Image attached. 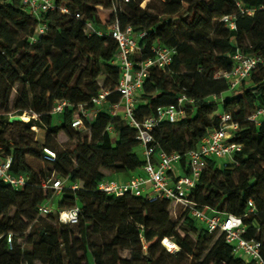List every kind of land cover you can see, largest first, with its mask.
<instances>
[{"label":"trees","instance_id":"trees-1","mask_svg":"<svg viewBox=\"0 0 264 264\" xmlns=\"http://www.w3.org/2000/svg\"><path fill=\"white\" fill-rule=\"evenodd\" d=\"M144 1L55 0L68 9L67 14L46 12L37 17L22 0H0V153L12 158V173L29 176L21 190L0 181V264H37L40 258L48 264H160L156 249L174 257L175 264H181L183 257L192 264H252L234 255L224 234L210 233L189 212H179L175 222L167 200L116 198L98 190L107 179L140 174L146 164L136 130L121 116H112L108 106L93 122L84 120L86 130L73 127L79 107L94 109L93 99L103 91L110 92L108 105L121 100L117 92L121 73L113 63L118 44L100 19V6L115 7L113 19L123 28L146 33L136 62L152 58L156 45L175 51L168 68L151 69L135 110L143 121L159 108L176 105L183 94L194 100L185 107L184 120L164 121L155 129L159 149L169 154L197 149L210 132L221 127L223 114L238 124L230 142L241 145V151L225 167L209 160L191 199L202 209L242 217L244 238L261 242L264 248V120L258 124L250 120L264 107V0H147L141 9ZM77 14L83 18L77 19ZM224 16L235 17V30L221 22ZM87 22L103 34L87 33ZM41 24L48 29L37 35ZM237 52L260 56L263 63L231 92L228 81L217 75L232 71ZM100 78H105L103 86ZM226 92L232 95L210 100ZM58 101L71 106L54 115ZM29 112L37 120L9 122L12 116ZM15 126L25 127L28 133L32 127L46 130L48 146L40 149L26 136L13 140L8 128ZM109 128L117 135L115 145ZM61 134L74 145L60 147L55 141ZM44 148L56 153V161L46 163L53 166L54 174L45 178L28 163L29 156L42 160ZM105 172L115 175L107 178ZM53 175L65 184L60 209L77 202L81 206L77 225L61 224L53 213L46 222L39 214V206L54 192L44 189L42 182ZM75 183L82 187L73 190ZM10 233L12 249L7 244ZM19 237L25 242L17 244ZM165 240L177 247L176 253L166 248ZM121 250L131 251V259H123Z\"/></svg>","mask_w":264,"mask_h":264},{"label":"built area","instance_id":"built-area-1","mask_svg":"<svg viewBox=\"0 0 264 264\" xmlns=\"http://www.w3.org/2000/svg\"><path fill=\"white\" fill-rule=\"evenodd\" d=\"M113 1V0H112ZM120 3H129L130 0H114ZM22 4L30 10L32 14L40 17L46 12H61L67 14L68 9L58 6L55 0H22ZM99 9L104 10L102 6ZM110 11L109 17L102 20L107 27V33L118 44V53L114 64L119 67L121 77L117 86V92L121 95L118 104L108 105V91H103L99 97L93 99L95 108L87 110L83 106L79 107L78 116L73 122V127L78 130H86L84 120L95 112L99 106H108L110 114L114 117L121 116L124 122L137 132V139L143 149L146 164L140 174L133 175L128 179L120 180L117 177L101 182L98 190L108 196L116 198L127 195L143 197L149 201L167 200L171 202V213L178 216L177 208L187 211L189 214L203 225L210 233L218 232L224 234L227 244L233 247L234 255L240 258L246 257L247 262L252 264H264V248L261 242L244 238L246 228L243 218L235 215H225L202 209L191 199L192 193L199 183L203 173L208 167L209 160H215L219 167H225L233 161L235 153L240 152L241 145L230 140L234 137L239 126L232 121L230 115L221 116L222 125L219 129L210 132L195 150L181 153L169 154L158 148L155 144L154 131L161 122L168 121L172 124L184 120L187 116L185 107L194 104V100L185 94L181 95L176 105L166 108H159L155 116L138 120L135 114L138 97L142 91L146 79L150 75L152 68L164 70L172 62L175 51L165 45H156L153 48V57L136 62L134 57L141 52L140 41L146 33H135L131 26L123 28L117 19H113L116 14L115 7L107 9ZM252 15V10H243ZM77 19H82L80 14ZM101 18V17H100ZM235 17L224 16L221 22L226 24L231 30L236 29ZM86 32L89 34L102 35V31L94 29L89 22L86 23ZM48 27L41 24L36 30L37 35H44ZM233 69L231 72H221L218 77L228 81L229 90L235 92L241 83L251 77L263 60L260 56L247 55L237 52L233 57ZM71 104L68 101H58L53 109L54 115L62 114ZM260 118H264V107L259 108L250 118L255 123H259ZM111 128H109V131ZM43 162L53 163L56 161V153L48 148H44ZM12 158L3 157L0 153V181L9 185L12 189L21 190L28 184L29 176L26 174H14L11 171ZM43 188L53 190L55 194H62L64 182L61 179L50 178L42 182ZM79 183L71 186L73 190L80 188ZM251 212L255 206L249 202ZM55 207L50 203L39 206L38 211L42 216L52 214ZM173 210V211H172ZM55 212L58 220L64 225H77L80 222L81 206L75 205L68 209H58ZM166 248L172 252L175 245L169 240L164 242ZM7 244L10 249L14 245V235L7 236ZM238 254L240 256H238Z\"/></svg>","mask_w":264,"mask_h":264},{"label":"rangeland","instance_id":"rangeland-1","mask_svg":"<svg viewBox=\"0 0 264 264\" xmlns=\"http://www.w3.org/2000/svg\"><path fill=\"white\" fill-rule=\"evenodd\" d=\"M149 2L147 0H145L142 4H141V9H144L147 4ZM109 14H110V11L107 10V9H104V10H101L99 9V16L101 17L100 19L102 20H106L108 17H109ZM218 77V75H217ZM99 83L100 85H104L105 83V78H100L99 79ZM16 95V92H14V96ZM232 93L231 92H226L220 99H215V98H212L210 100L212 101H215V100H222V98H227L229 96H231ZM107 110V107L104 105V106H99L95 112L91 113L87 120L89 122H93L96 118V116L102 112V111H106ZM221 111H222V107L220 106V110L219 112L217 113L218 116L221 115ZM27 114V116L29 117V120L28 121H23V122H29L31 118H36L37 120V116H35L34 114L32 113H25ZM14 116H17V115H14ZM53 116V120L55 123L59 122V118L52 115ZM78 116V114H76V117ZM13 117V116H12ZM24 117L25 115L22 117V119L24 120ZM8 117H6L7 119ZM10 120V119H9ZM260 120H264V118H260ZM8 123V120L6 121ZM8 132H9V135L10 137L13 139V140H19L22 136H26L30 141H33L34 143H36L38 145V147L41 149L43 146H46L47 145V140H48V132L44 129H40L38 127H32L31 128V132L32 133H28L26 131V128L23 127V126H15V127H10L8 128ZM110 133H111V136H112V141L114 143V145L116 144V141H117V135L115 134L114 130H110ZM60 147H68V146H72L74 145V141H70L64 134H61L59 135L57 138H56V141H55ZM48 146V145H47ZM75 162L77 164H80L82 165V162H80L78 159L75 160ZM28 163L29 165L35 169L38 173L42 174L43 178H45V176H50L51 173H52V170H53V166L51 165H48L46 164L45 162H43L42 160H40L39 158H33L31 156L28 157ZM54 174V172L52 173ZM107 178H110V177H113L115 174H111L109 172H105ZM57 176V175H56ZM53 179H56V177L53 175L52 176ZM80 187H82V184L79 185ZM262 191H263V195H264V184L262 185ZM65 200V197L63 194H55L54 192L51 194V196L48 198V200L46 201V203H50L53 207H55L56 209H54L53 211V214H56L55 212H57L56 210L60 209V206H61V202ZM75 205H79L80 204L77 202ZM74 205V206H75ZM173 211V210H172ZM175 211L178 212H181L182 210L179 208H177ZM173 215V213H172ZM174 216V215H173ZM172 216V217H173ZM41 217V216H39ZM43 218L44 220H46V222L49 221V218L47 216H43L41 217ZM173 220H176L175 219V216L173 217ZM31 228L28 230L27 232V236L29 235V232H30ZM26 239V238H25ZM25 239L23 240L22 238H18L16 240L17 244H22L25 242ZM97 242L100 244L101 241L99 238L96 239ZM165 242V241H164ZM163 242V243H164ZM172 243V242H171ZM165 244V243H164ZM34 248L36 250H38V245H35ZM172 252L176 253L175 250H173ZM40 254V253H39ZM120 254L122 256L123 259H127V260H130L131 259V251L129 250H121L120 251ZM155 256L156 257H159L160 258V264H175V258L172 257V256H169L168 253H163L160 249H156L155 250ZM238 256H240L238 254ZM244 259H247L246 257H244ZM90 260L91 262L93 263V258L92 256H90ZM181 264H192L191 263V260L190 259H186V258H182L181 260ZM37 264H48V261L47 259L45 258H40L37 262Z\"/></svg>","mask_w":264,"mask_h":264},{"label":"water","instance_id":"water-1","mask_svg":"<svg viewBox=\"0 0 264 264\" xmlns=\"http://www.w3.org/2000/svg\"><path fill=\"white\" fill-rule=\"evenodd\" d=\"M10 123H14V122H23V119L21 116H13L10 118L9 120Z\"/></svg>","mask_w":264,"mask_h":264},{"label":"crops","instance_id":"crops-1","mask_svg":"<svg viewBox=\"0 0 264 264\" xmlns=\"http://www.w3.org/2000/svg\"><path fill=\"white\" fill-rule=\"evenodd\" d=\"M117 178H119L120 180H124L130 178V176H118Z\"/></svg>","mask_w":264,"mask_h":264},{"label":"bare ground","instance_id":"bare-ground-1","mask_svg":"<svg viewBox=\"0 0 264 264\" xmlns=\"http://www.w3.org/2000/svg\"><path fill=\"white\" fill-rule=\"evenodd\" d=\"M29 120V117L26 115L25 117H24V120L23 121H28ZM175 248L177 249V247L175 246Z\"/></svg>","mask_w":264,"mask_h":264}]
</instances>
